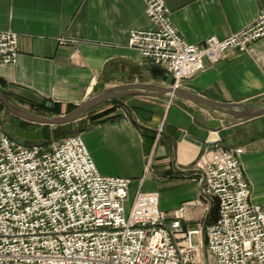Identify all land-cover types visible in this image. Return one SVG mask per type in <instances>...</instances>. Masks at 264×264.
<instances>
[{
	"label": "crops",
	"instance_id": "crops-1",
	"mask_svg": "<svg viewBox=\"0 0 264 264\" xmlns=\"http://www.w3.org/2000/svg\"><path fill=\"white\" fill-rule=\"evenodd\" d=\"M165 2L174 25L194 44L210 37L224 39L252 24L264 9V0ZM151 27L143 0H0V30L19 35L18 61L0 64V86L22 108L58 103L61 114L109 87L129 83L173 86L171 74L128 45L131 31ZM205 65L204 71L184 82V88L219 102H264V37L245 53L232 50L217 62L206 60ZM122 100L124 104L112 102L118 108L111 118L80 133L103 175L133 180L131 198L140 187L156 191L160 209L170 217L195 201L183 214L184 226L214 221V201L203 193L194 167L204 154L208 136L215 138L214 132L219 131L226 148L243 149L251 201L264 208V115L258 129L253 119L235 123L230 116L188 101L173 99L169 104L168 94L129 95ZM35 113L61 115L48 114L44 108L43 113ZM10 116L17 125L27 123ZM160 125L164 133L153 143L151 173L141 186L148 155L146 139H154ZM166 127L181 134L172 135ZM231 128L233 133L228 132Z\"/></svg>",
	"mask_w": 264,
	"mask_h": 264
},
{
	"label": "built area",
	"instance_id": "built-area-1",
	"mask_svg": "<svg viewBox=\"0 0 264 264\" xmlns=\"http://www.w3.org/2000/svg\"><path fill=\"white\" fill-rule=\"evenodd\" d=\"M143 1L152 27L131 31L128 45L171 74L174 87L204 71L206 60L245 53L264 37L263 9L224 39L189 43L165 0ZM18 58L19 35L0 30V64ZM163 133L160 125L155 143ZM214 133L194 169L217 218L186 231L183 214L194 201L170 217L158 192L131 198V178L103 175L81 134L23 143L0 119V264H204L203 249L207 264H264V208L251 201L243 149L226 148Z\"/></svg>",
	"mask_w": 264,
	"mask_h": 264
},
{
	"label": "water",
	"instance_id": "water-1",
	"mask_svg": "<svg viewBox=\"0 0 264 264\" xmlns=\"http://www.w3.org/2000/svg\"><path fill=\"white\" fill-rule=\"evenodd\" d=\"M166 94L170 95L171 99L188 101L213 112L230 116L235 120V123L242 122L245 119H253L254 125L258 129L259 124H261L259 118L264 115V102H219L184 87L144 83H129L103 89L91 95L74 110L61 115L48 116L22 108L9 99L1 86L0 103L5 106V114L10 113L27 122L25 126L6 122V132L14 138L21 139L26 143H32L51 141L58 132V128L62 126L70 125L75 130L86 115L105 103L115 102L124 104L122 98L129 95L162 96ZM166 131L172 135L181 134L177 129L170 127H166ZM228 132L233 133L234 129L231 128ZM153 143V138L148 137L146 139V151L148 154L151 151Z\"/></svg>",
	"mask_w": 264,
	"mask_h": 264
},
{
	"label": "rangeland",
	"instance_id": "rangeland-1",
	"mask_svg": "<svg viewBox=\"0 0 264 264\" xmlns=\"http://www.w3.org/2000/svg\"><path fill=\"white\" fill-rule=\"evenodd\" d=\"M160 67V66H159ZM163 69V68H162ZM164 70V69H163ZM166 71V70H165ZM172 104V103H171ZM112 107H114L115 108V112L117 111V108H118V106H116V105H113L112 104V102H108V103H105V104H103V105H101V106H99V107H97V108H95L94 110H92L90 113H89V115L92 113V114H94V113H98V112H101V111H103V110H105V109H110V108H112ZM29 110H35V112H41V113H43V109L42 108H29ZM5 107H3V106H1V103H0V119H1V123H2V125H3V129L5 130V123L6 122H13V123H16L15 121V118H13V117H11L10 115V113H8V114H5ZM110 115H113V114H110ZM109 117V115L108 116H106L105 118H103L102 120H98V121H95V122H92V124H90V126H92V125H94V124H96V123H98V122H101V121H104L105 119H107ZM85 120H81L80 121V125L74 130V129H71L70 128V126H66V128L63 130V131H61V132H59V133H56L55 134V137L53 138V139H59V138H62V137H65V136H69V135H74V134H81L80 132H81V130H80V127L83 125V122H84ZM86 121H89V118L87 117V120ZM69 127V128H68ZM6 131V130H5ZM10 135V134H9ZM17 139V138H16ZM149 155H151V154H148L147 155V163H146V166H145V174L143 175V177H144V179L146 180V177L151 173V164H152V157H151V159H149L148 157H149ZM243 164V163H242ZM149 166V171L148 172H146V168ZM142 177V178H143ZM198 178H199V176H198ZM197 178V180H199ZM144 180V181H145ZM199 182V181H198ZM144 182L142 181V179L140 180V185L142 186V184H143ZM139 189H141V187L139 188ZM142 190V189H141ZM143 191V190H142ZM146 192H152V191H146ZM154 192H156V191H154ZM195 202V201H194ZM130 204V203H129ZM195 204V203H194ZM216 204V202L214 201V205ZM200 226H203V223L201 222V221H199V222H197L196 224H194V225H190V226H184V229L187 231V230H189V229H191V228H193V227H200ZM199 258H200V260H201V263H204V264H207L208 262H210V256L208 255V253L206 252V250L205 249H203V250H201L200 252H199Z\"/></svg>",
	"mask_w": 264,
	"mask_h": 264
},
{
	"label": "trees",
	"instance_id": "trees-1",
	"mask_svg": "<svg viewBox=\"0 0 264 264\" xmlns=\"http://www.w3.org/2000/svg\"><path fill=\"white\" fill-rule=\"evenodd\" d=\"M1 106L5 107L2 103H1ZM43 108L48 114H61L62 110H63L62 105L58 104V103L54 104V105L44 104V106L42 105V109ZM75 108H76V106L71 105L67 108V112H70V111L74 110ZM114 112H115V108L112 107L110 109H105V110L98 112V113H94V114L91 113L88 117L89 121H85L83 123V125L80 127V129L87 128L90 126V124H92V122L102 120L103 118H105L108 115H109L108 118H111L112 115H110V114H113ZM212 212L218 214L217 204H215L213 206Z\"/></svg>",
	"mask_w": 264,
	"mask_h": 264
}]
</instances>
